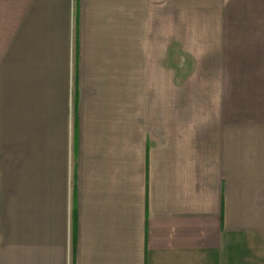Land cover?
Here are the masks:
<instances>
[{"label": "crops", "instance_id": "1", "mask_svg": "<svg viewBox=\"0 0 264 264\" xmlns=\"http://www.w3.org/2000/svg\"><path fill=\"white\" fill-rule=\"evenodd\" d=\"M259 5L0 0V264H264Z\"/></svg>", "mask_w": 264, "mask_h": 264}, {"label": "rangeland", "instance_id": "2", "mask_svg": "<svg viewBox=\"0 0 264 264\" xmlns=\"http://www.w3.org/2000/svg\"><path fill=\"white\" fill-rule=\"evenodd\" d=\"M226 26L229 29L230 23L227 22ZM248 28L251 31L252 30L264 31V5L250 6V21L248 23ZM183 58L184 61L186 62L189 56L184 55Z\"/></svg>", "mask_w": 264, "mask_h": 264}]
</instances>
